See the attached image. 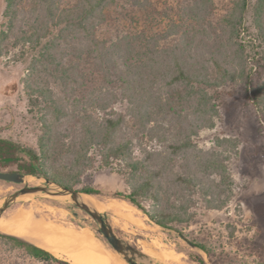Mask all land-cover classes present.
I'll use <instances>...</instances> for the list:
<instances>
[{
  "label": "trees",
  "instance_id": "trees-1",
  "mask_svg": "<svg viewBox=\"0 0 264 264\" xmlns=\"http://www.w3.org/2000/svg\"><path fill=\"white\" fill-rule=\"evenodd\" d=\"M61 1L4 0L0 58L12 50L13 62L30 58L20 82L37 149L0 138V167L14 164L23 174L75 189L95 159L101 167L114 162L127 191L110 196L210 254L178 226L195 220L198 203L220 211L229 206L234 182L228 165L237 159L240 141L215 136L213 147L193 165L182 166L180 174L171 172L175 159L144 149L135 156L134 146L144 138L166 142L172 128L179 142L168 148L186 150L193 136L216 127L220 94L229 86L242 87L264 126V0H235L214 27L204 24L212 0H190L176 14L169 0H74L65 6ZM120 1L160 21L168 17V27L151 35L139 31L99 40L107 10ZM248 13L253 33L244 25ZM169 15L194 20L198 28ZM61 119L64 132L57 130ZM76 189L89 196L102 193L90 186ZM0 243L36 262L70 264L12 235L0 232Z\"/></svg>",
  "mask_w": 264,
  "mask_h": 264
},
{
  "label": "rangeland",
  "instance_id": "rangeland-1",
  "mask_svg": "<svg viewBox=\"0 0 264 264\" xmlns=\"http://www.w3.org/2000/svg\"><path fill=\"white\" fill-rule=\"evenodd\" d=\"M73 1L62 0L61 2L65 6L71 5ZM169 2L173 6L175 14L179 7L190 4V0H187L185 4H182V0H169ZM212 2V8L204 24L210 23L214 27L221 25V19L231 9L235 0H212ZM4 5V0H0V24L3 19ZM152 15L120 1L118 5L107 10V19L99 26L97 38L111 41L123 34L145 31L151 35L159 30H166L169 25L168 17L165 21H160ZM169 17L176 23H188L192 27L198 28L196 21L189 20L186 22L182 15L178 17L176 15V18L170 15ZM245 21V27H250L249 32L253 33L254 28L250 13L246 15ZM14 52L12 50L7 56L0 58V138L11 139L20 145L37 149L33 120L31 114L28 113L27 97L20 82L26 74V67L30 58L26 57L23 60L13 62ZM260 77V75L255 74L254 78ZM87 86L89 88L95 87L92 82H87ZM220 95V117L216 119V127L213 130L201 131L197 137L193 136L191 146L186 150L173 151L168 148L169 143L174 142L178 145L179 142L174 139L172 128L166 132L168 134L166 142L144 138L142 142L138 141L140 145H135L134 142L136 141L133 140L135 156H138L139 150L144 149L149 152H161V157L164 156L162 159H175V166L173 170L171 169L172 174H180L182 166L193 165L194 161L201 157L206 150L213 147L215 136L236 138L240 141L238 157L228 165L234 182V197L229 206L220 211L204 208L201 203H198L194 208L196 211L195 220L188 226H178L188 239L203 244L210 254L190 245L177 232L155 226L126 201L110 196L109 194L115 191H127L123 178L113 170L114 162L109 167H101L95 159L81 177V184L75 187L76 189L82 186H90L101 190V194L90 198L99 202H110L114 199L113 202L124 206L135 217L137 216L147 226H150L152 231H144L123 219L114 221L115 224L112 225L129 244L140 250L143 248L147 252L145 254L153 259L154 264H200L198 261H203L204 264H264V126L258 121L254 110L244 99L242 87L229 86ZM118 107L122 109V106L118 104L113 106L114 109ZM108 111L110 110L108 109ZM101 115L103 116V114L98 116L101 117ZM126 121L130 124L129 120ZM59 123L61 126L57 127V130L64 132L66 127L64 120H59ZM56 125L58 126V123ZM125 132L131 134L129 128H125ZM19 156L23 158V155L19 154ZM158 159L160 166L165 169L163 161ZM66 165L69 168V164L66 163ZM0 171L21 173L14 164L6 168L0 167ZM36 182L38 184L45 183L36 177H26L23 184L0 181V204L6 196L24 185L34 186ZM29 203L40 206L41 214L43 213L49 218L61 220L75 228L93 230L90 225L93 220L81 210L73 207L68 200L63 199L54 200L38 196L28 202H15L8 207L3 215ZM92 204L97 208L94 203ZM48 207L52 211L47 210ZM98 210L105 214L109 221L115 216L111 210ZM94 233L100 237L96 231ZM106 246L108 247V245ZM154 247L155 249H153ZM164 251L176 254L177 262H165L156 257L157 254ZM0 264L43 263L19 255L18 251L9 250L6 245L0 243Z\"/></svg>",
  "mask_w": 264,
  "mask_h": 264
},
{
  "label": "bare ground",
  "instance_id": "bare-ground-1",
  "mask_svg": "<svg viewBox=\"0 0 264 264\" xmlns=\"http://www.w3.org/2000/svg\"><path fill=\"white\" fill-rule=\"evenodd\" d=\"M37 184L38 182H36ZM34 198L35 196L31 194L23 195L16 202H28ZM83 199L94 203L98 209L111 210L116 216L110 219L113 226L115 224L114 221L123 219L144 231H152L151 227L147 226L142 219L137 218V216L135 217L124 206L113 202L114 199L110 202H99L89 196H83ZM126 205L128 206V204ZM39 207L36 204L29 203L4 215L2 214L0 217V232L30 242L50 252L56 258L65 260L70 264H126L118 254L97 240L90 229L75 228L72 225L65 224L61 220L49 218L43 215V213L41 214L42 210ZM46 209L52 211L50 207ZM141 250L147 253L143 248ZM156 257L165 262H177L178 260L176 254L166 251L157 254Z\"/></svg>",
  "mask_w": 264,
  "mask_h": 264
},
{
  "label": "water",
  "instance_id": "water-1",
  "mask_svg": "<svg viewBox=\"0 0 264 264\" xmlns=\"http://www.w3.org/2000/svg\"><path fill=\"white\" fill-rule=\"evenodd\" d=\"M26 177H36L37 179H42L45 183L34 186L24 185L19 190L6 196L0 204V217L11 204L15 203L23 195L31 194L35 197L40 196L54 200H68L73 207L81 210L93 220L90 223L91 227H93L92 232L94 233L96 231L100 235L98 237L94 233L95 238L101 243L108 245V248L118 254L126 264H154L150 256L124 240L112 227L106 215L101 213L92 202L83 199V196L89 195L83 194L77 189L62 186L44 177L26 175L18 172L0 171V181L23 184L25 183Z\"/></svg>",
  "mask_w": 264,
  "mask_h": 264
}]
</instances>
